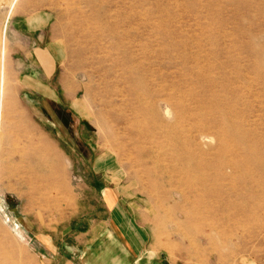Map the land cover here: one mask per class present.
<instances>
[{"label": "rangeland", "instance_id": "1", "mask_svg": "<svg viewBox=\"0 0 264 264\" xmlns=\"http://www.w3.org/2000/svg\"><path fill=\"white\" fill-rule=\"evenodd\" d=\"M263 156L264 0H0V264L116 200L157 262L264 264Z\"/></svg>", "mask_w": 264, "mask_h": 264}, {"label": "crops", "instance_id": "2", "mask_svg": "<svg viewBox=\"0 0 264 264\" xmlns=\"http://www.w3.org/2000/svg\"><path fill=\"white\" fill-rule=\"evenodd\" d=\"M42 55L37 54L41 64ZM109 204L106 219H92L84 231L73 233V247H59L49 236H37L34 248L28 237L26 250L31 264H166L157 262L156 254L146 247L148 235L130 215V204L119 200ZM18 238L23 240V235Z\"/></svg>", "mask_w": 264, "mask_h": 264}, {"label": "bare ground", "instance_id": "3", "mask_svg": "<svg viewBox=\"0 0 264 264\" xmlns=\"http://www.w3.org/2000/svg\"><path fill=\"white\" fill-rule=\"evenodd\" d=\"M223 157V156H222ZM264 157V156H263ZM192 174V173H191ZM197 179V178H196Z\"/></svg>", "mask_w": 264, "mask_h": 264}]
</instances>
